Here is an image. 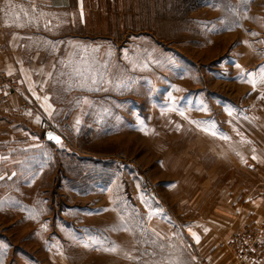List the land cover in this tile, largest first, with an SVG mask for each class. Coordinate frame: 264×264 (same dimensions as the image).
<instances>
[{
  "label": "rangeland",
  "instance_id": "1",
  "mask_svg": "<svg viewBox=\"0 0 264 264\" xmlns=\"http://www.w3.org/2000/svg\"><path fill=\"white\" fill-rule=\"evenodd\" d=\"M97 3L77 63H106L105 82L81 87L97 98L71 144L0 203V264H196L189 227L236 187L219 148L263 114L264 84L237 77L264 66V0Z\"/></svg>",
  "mask_w": 264,
  "mask_h": 264
},
{
  "label": "crops",
  "instance_id": "2",
  "mask_svg": "<svg viewBox=\"0 0 264 264\" xmlns=\"http://www.w3.org/2000/svg\"><path fill=\"white\" fill-rule=\"evenodd\" d=\"M97 8V0H0V71L19 86L18 94L0 105V203L9 210L8 202L32 180L33 169L46 165L42 155L63 145L46 139L45 122L67 119L75 132L86 125L94 103L89 99L97 96L83 92L65 64H78L82 56L74 45L90 47V30L85 36L80 30L96 20ZM23 101L31 107L22 109ZM262 110L254 128H247V144L239 135L219 148L224 168L238 172L230 183L236 187L225 188L221 202L189 227L200 237L199 243L193 239L197 253L210 264H234L225 240L234 231L264 226V103Z\"/></svg>",
  "mask_w": 264,
  "mask_h": 264
},
{
  "label": "built area",
  "instance_id": "3",
  "mask_svg": "<svg viewBox=\"0 0 264 264\" xmlns=\"http://www.w3.org/2000/svg\"><path fill=\"white\" fill-rule=\"evenodd\" d=\"M19 86L16 80L0 71V105L5 106L8 98L18 94ZM22 109L31 107L26 101L22 102ZM45 131H54L61 138L63 144H71L69 135L73 128L69 120L64 119L60 124L45 122ZM235 264H264V226H251L238 230L227 244ZM196 264H209L206 259L198 257Z\"/></svg>",
  "mask_w": 264,
  "mask_h": 264
},
{
  "label": "snow or ice",
  "instance_id": "4",
  "mask_svg": "<svg viewBox=\"0 0 264 264\" xmlns=\"http://www.w3.org/2000/svg\"><path fill=\"white\" fill-rule=\"evenodd\" d=\"M33 10H35V8H33ZM27 14V13H26ZM83 14L81 13V16ZM45 27H49V25H45ZM230 30V29H229ZM252 35H256L255 33H252ZM50 43V42H49ZM247 43V42H245ZM52 47L54 48L55 45H52ZM74 47L77 48H81L83 51L87 52L88 49L84 46H81L79 44L74 45ZM93 52L98 51V49H92ZM61 63H63V61H61ZM97 64L100 65V67H102L103 69H105V71L108 68V65L106 63H104L103 61H97L94 57L91 60H88L86 58H82L79 64H75L73 62H69L68 64H65L66 68H71V72L68 73V75L70 77H75L76 80L79 82V86L80 87H88L89 83H91L92 85H96L98 83H104V72L100 71L97 68ZM234 66L236 68H240L241 66L237 63L234 62ZM51 75V74H50ZM63 75V73H62ZM258 77V79H257ZM241 82H246V83H250L253 88L255 89L257 86V83L259 84H264V66H261L256 72H248L245 73L243 70H241V72L239 73V76L237 77ZM91 90V89H90ZM178 90V89H177ZM171 96V94H169ZM262 98H264V95H262ZM47 99V98H45ZM87 102V101H85ZM173 110H175V108H173ZM200 110H204L206 111V108L203 106V104H201L200 106ZM227 110V114L229 116H232V110L231 109H226ZM180 115H184L183 112H180ZM77 123H79V121H77ZM192 123H197V126H201L203 124H212V127H205L202 130L213 135V136H219V138L224 139V140H229L230 137H228L226 134H223L221 131H219L218 129L214 130L215 128V124L214 122H208V121H203V122H195L192 121ZM49 139L54 140L57 144H61V140L59 137L57 136H53L51 133H49ZM250 143V142H249ZM253 151H255V149H253ZM252 159H257V157L255 155L252 156ZM0 179H3V177H0ZM153 215V212H149V216ZM128 230V229H125ZM189 231H191L189 229ZM208 230L205 229V232H207ZM193 236V239L199 243L200 241V237L199 235H197L196 233H191ZM156 236H160L159 233H155ZM160 239H163V237H160ZM153 243H155V241H153ZM104 251H111V252H115L116 248H107L104 249ZM130 259L132 257H129Z\"/></svg>",
  "mask_w": 264,
  "mask_h": 264
},
{
  "label": "water",
  "instance_id": "5",
  "mask_svg": "<svg viewBox=\"0 0 264 264\" xmlns=\"http://www.w3.org/2000/svg\"><path fill=\"white\" fill-rule=\"evenodd\" d=\"M49 133H51L53 136H57V137H59L60 140H61V143L63 142V141H62V138H61L56 132H54V131H47V132H46V139H47L48 141H51V142L57 144L54 140L49 139Z\"/></svg>",
  "mask_w": 264,
  "mask_h": 264
}]
</instances>
